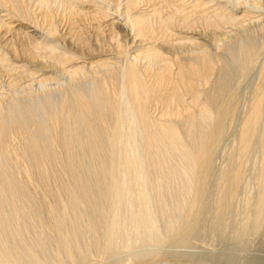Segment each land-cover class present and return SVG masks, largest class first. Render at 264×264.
Here are the masks:
<instances>
[{
    "label": "bare ground",
    "instance_id": "1",
    "mask_svg": "<svg viewBox=\"0 0 264 264\" xmlns=\"http://www.w3.org/2000/svg\"><path fill=\"white\" fill-rule=\"evenodd\" d=\"M262 231L264 0H0V264Z\"/></svg>",
    "mask_w": 264,
    "mask_h": 264
},
{
    "label": "rangeland",
    "instance_id": "2",
    "mask_svg": "<svg viewBox=\"0 0 264 264\" xmlns=\"http://www.w3.org/2000/svg\"><path fill=\"white\" fill-rule=\"evenodd\" d=\"M219 157L221 158V161L224 160L222 159L223 155ZM218 162L220 161H217V165H220L221 162ZM250 184H252V181L249 185ZM207 222V224H209V221ZM209 226L210 225H206L207 232L210 228ZM206 231L203 233L204 236ZM226 235L228 236L230 234ZM212 236L209 239H206L204 244L201 243L200 248H193L190 250L194 253L200 254V256L210 258L214 264H264V231L258 234H251L243 240H236L231 236ZM203 240L205 239L203 238L202 241Z\"/></svg>",
    "mask_w": 264,
    "mask_h": 264
}]
</instances>
